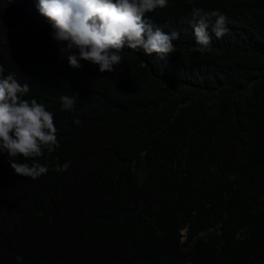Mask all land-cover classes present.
<instances>
[{"label":"trees","instance_id":"obj_1","mask_svg":"<svg viewBox=\"0 0 264 264\" xmlns=\"http://www.w3.org/2000/svg\"><path fill=\"white\" fill-rule=\"evenodd\" d=\"M194 1L226 16L224 37L213 34L211 47L193 52V29L180 23L187 16L171 13L162 21L165 32L180 33L175 53L161 60L125 48L116 71L101 74L84 61L80 69L69 67L44 17L11 16L0 0L3 74L28 83L31 94L49 95L43 103L54 114L60 144L38 158L51 163L46 178L12 180L18 196L2 183L10 164L0 153L4 219L34 212L55 228L82 223L97 231V241L106 231L136 230L140 216L166 226L152 244L79 252L64 245L32 249L40 234L34 222L28 249L5 241L0 264H264V0ZM12 47L38 55L25 52L32 63L24 66ZM73 93L74 109L61 111L60 97ZM68 162L67 171L54 170ZM30 185L33 194L24 191Z\"/></svg>","mask_w":264,"mask_h":264},{"label":"clouds","instance_id":"obj_2","mask_svg":"<svg viewBox=\"0 0 264 264\" xmlns=\"http://www.w3.org/2000/svg\"><path fill=\"white\" fill-rule=\"evenodd\" d=\"M4 2L10 5L8 14L11 16L18 17L32 11L44 17L51 26L52 39L59 48V59L63 61L66 58L69 67L80 69L81 61H84L98 66L101 74L116 71V66L122 63L121 53L125 48L142 51L146 56L155 54L161 60L175 53L174 41L179 40L180 33L165 32L169 26L162 21L163 17L170 16L171 13H182L187 16L182 18L180 23L188 24L193 29V52H203L211 47L213 34L220 39L229 31L226 16L219 10L205 11L197 8L194 0H188L177 7H174L170 0H4ZM12 48L24 66L32 63V60H24L25 52L32 57L38 55L34 50ZM3 73L4 68L0 65V153H7L10 164L4 169L2 183L7 181L12 189L11 193L18 196L21 192L12 180L20 183H37L46 178L51 163L40 164L38 158L44 155L45 150L49 153L55 151L60 144L56 135L54 114L47 110V105L43 103L49 95L43 98L31 94L28 83L21 84L15 74L5 76ZM78 95L73 93L61 96L60 110L71 112ZM74 123L79 124V120ZM69 167L70 162L63 166L58 164L54 170L62 172L67 171ZM24 191L33 194L34 188L32 185L26 186ZM139 219V224L133 226L137 228L136 230L124 231L117 236L106 231L103 232L104 239L97 241L95 238L97 231H90L82 223L73 224L69 229L55 228L47 225L42 215L34 212L14 222L4 219L0 210V245L10 241L28 249L34 222L40 223L39 236L29 243V247L34 250H50L61 245L79 252L103 250L108 247L128 250L138 242L152 244L164 234L166 226L161 220L150 215L140 216ZM182 235L180 241L185 245V249L186 245L190 244L188 229H184ZM181 262L190 264L189 261Z\"/></svg>","mask_w":264,"mask_h":264},{"label":"bare ground","instance_id":"obj_3","mask_svg":"<svg viewBox=\"0 0 264 264\" xmlns=\"http://www.w3.org/2000/svg\"><path fill=\"white\" fill-rule=\"evenodd\" d=\"M192 235V234H191Z\"/></svg>","mask_w":264,"mask_h":264}]
</instances>
